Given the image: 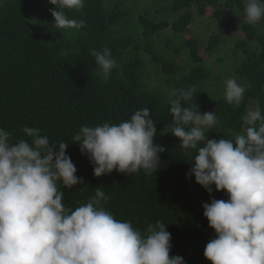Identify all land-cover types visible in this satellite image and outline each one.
I'll return each mask as SVG.
<instances>
[{
    "label": "trees",
    "instance_id": "trees-1",
    "mask_svg": "<svg viewBox=\"0 0 264 264\" xmlns=\"http://www.w3.org/2000/svg\"><path fill=\"white\" fill-rule=\"evenodd\" d=\"M115 1L83 0L82 9H63L68 18L84 20L85 25L60 29L54 25L50 13L54 5L48 0H0V129L10 134L12 143L21 139L31 142L22 131L24 127L40 129V135H46L50 143H69L66 154L84 184L72 189L58 184L65 193L62 203L67 208L74 210L95 195V188H103L109 198L103 206L116 219L130 221L142 232L149 223L160 221L171 234L170 256H182L186 264H211L204 250L216 234L203 215V204L212 199L227 200L228 194L217 192L213 186L209 195L194 176L186 175L197 152L183 149L171 133L160 132L173 124L170 107L176 97L172 91L191 86L196 91L191 100L182 102L184 106L197 104L201 114L213 112L217 116V123L204 129L206 139H234L245 134L248 125L243 117L252 111L251 105L253 111L258 108L264 115V19L258 25L240 22L245 20L244 0H174L172 12L184 13L175 22H156L147 14L138 21L143 37L149 39L166 29L186 34L192 8L200 16L207 8L233 12L222 17L218 30L229 35L239 22L243 33L231 50V58H238L233 59L236 66L232 78L246 83L237 107L226 101L225 88L222 97L202 90L214 71L204 63L197 44L189 40L167 57L156 56L150 45L145 47L152 55L154 70L159 71L157 80L166 76L161 90H154L157 80L145 71L144 62L136 55L141 48L133 36L120 34L129 12L119 4L112 6ZM223 42L221 36H211L206 52L212 54ZM104 48L111 50L117 64L106 82L90 54L93 49ZM182 53L189 64L179 67L175 58ZM143 108L150 110L156 123L154 144L165 148L159 154L158 171L148 175L141 169L131 175L114 170L95 177L87 155L73 142L74 135L83 126L105 122L118 125Z\"/></svg>",
    "mask_w": 264,
    "mask_h": 264
},
{
    "label": "clouds",
    "instance_id": "clouds-1",
    "mask_svg": "<svg viewBox=\"0 0 264 264\" xmlns=\"http://www.w3.org/2000/svg\"><path fill=\"white\" fill-rule=\"evenodd\" d=\"M54 25L60 29L81 28L84 20L70 19L63 9L79 10L83 0H48ZM245 19L255 24L264 19V0H244ZM107 81L116 60L111 50L90 53ZM196 89L173 90L170 113L173 124L160 132L177 138L185 150L197 154L190 163L195 182L209 195L225 191L228 199L203 204V215L215 238L205 247L211 264H264V115L257 108L243 121L246 133L234 139H206L204 129L217 123L213 112L201 114L198 105L186 107ZM245 86L235 78L225 80V99L239 106ZM31 142H10L0 129V264H186L182 256H170L171 234L160 221L142 232L127 220H118L105 210L109 199L103 188L74 210L63 203L65 189L84 184L66 154L69 143H50L40 129L24 127ZM156 123L150 110L134 112L121 123L83 126L74 135L99 178L114 170L134 174L158 171L159 154L165 148L154 144ZM235 145V147H234Z\"/></svg>",
    "mask_w": 264,
    "mask_h": 264
},
{
    "label": "rangeland",
    "instance_id": "rangeland-1",
    "mask_svg": "<svg viewBox=\"0 0 264 264\" xmlns=\"http://www.w3.org/2000/svg\"><path fill=\"white\" fill-rule=\"evenodd\" d=\"M174 0H116L112 3V6L119 4L123 9L129 12V16L123 22V29L120 30V34L131 35L135 39V44L141 48L136 55L144 62L145 71L151 72V76L154 80L158 79V70H154V64L152 55H149L145 51V47L151 46L156 56H166L172 52L173 49H182L184 41H191L198 46V51L204 59V63L213 72V77L206 80L201 88L206 94L222 97V91L225 88V80L234 76L235 62L231 58V50L237 40L243 36L241 32L240 23H236L234 31L229 35H223L218 29L220 21L223 16L233 15L234 13L224 10L221 7L219 12L214 8H207L205 15L200 16L195 8L190 10L192 15L191 25L188 28L189 31L186 34H174L171 29L163 30L154 36L146 39L143 37L142 32L139 29V18L142 15H149L151 20L156 22L167 21L170 23L175 22L183 12H172L171 7ZM247 20L240 19V22ZM262 20L255 23L258 25ZM248 23V22H247ZM117 30V29H115ZM139 31L141 34L139 35ZM219 35L223 39V44L216 49L212 54L206 52L208 41L211 36ZM135 51L133 48L131 49ZM185 54V52H184ZM183 53L175 58V62L179 67H184L189 64L187 57ZM220 61V62H219ZM163 76V74H161ZM237 82L243 86L241 80L235 78ZM153 82L149 79V83ZM162 82H166V76L154 81V90H161ZM215 106V105H213ZM250 109L253 111L254 106L251 105Z\"/></svg>",
    "mask_w": 264,
    "mask_h": 264
},
{
    "label": "bare ground",
    "instance_id": "bare-ground-1",
    "mask_svg": "<svg viewBox=\"0 0 264 264\" xmlns=\"http://www.w3.org/2000/svg\"><path fill=\"white\" fill-rule=\"evenodd\" d=\"M204 245V244H203Z\"/></svg>",
    "mask_w": 264,
    "mask_h": 264
}]
</instances>
